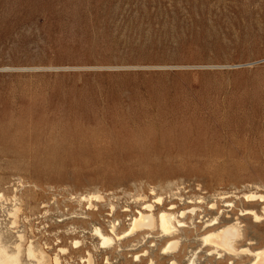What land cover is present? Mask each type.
<instances>
[{"label":"rangeland","instance_id":"rangeland-1","mask_svg":"<svg viewBox=\"0 0 264 264\" xmlns=\"http://www.w3.org/2000/svg\"><path fill=\"white\" fill-rule=\"evenodd\" d=\"M259 194L264 0H0V242L20 264L30 243L43 264H249L199 237L237 218L236 248L263 249L264 220L239 215ZM159 197L200 208L175 252L159 230L100 246L95 227Z\"/></svg>","mask_w":264,"mask_h":264},{"label":"bare ground","instance_id":"bare-ground-1","mask_svg":"<svg viewBox=\"0 0 264 264\" xmlns=\"http://www.w3.org/2000/svg\"><path fill=\"white\" fill-rule=\"evenodd\" d=\"M254 194H246L248 199L254 198ZM260 198H264V195H256ZM102 196L97 194L92 195H82L79 201L86 202L88 209H93L95 206L92 203L93 200H101ZM158 203L162 204L160 208L155 209L152 203L144 202L142 207L139 210H136L134 214L131 215L128 228L121 232H117V227L119 225V219L115 218L109 223L108 231H104L100 227L94 228V234L99 239V244L101 247H110L115 246L116 240H123L126 237H132L137 235L139 232L143 233V236H148L154 230H159L161 235L165 238V246L162 248V253L166 252H175L177 250L178 244L180 242L179 232L180 230H188L193 228L194 221L190 223L185 221L184 218L189 220H195V217L198 215V207L183 208L180 210H175V205L173 203L168 204L166 208L162 203V199L159 197L156 200ZM200 202V201H198ZM210 209L216 208L215 203L209 204ZM123 212L129 211L128 207L122 209ZM117 211L113 204H110V211L107 213L108 216H116ZM240 216L249 215L254 222H260L264 220V204L262 206L261 214H258L252 209H244L240 212ZM88 217V216H87ZM84 218H86L84 216ZM89 218V217H88ZM228 219V218H227ZM230 219V218H229ZM226 220V219H225ZM225 220L222 219V222L218 221V218L215 217L211 220L203 222V232L200 234V241L204 248H206L207 256L217 255L218 258L223 255L235 256L238 254L252 256L249 264H264V248L252 251L249 248H236V242L240 238V230L237 218L234 219L231 224H224ZM186 228V229H185ZM20 240L22 235H19ZM127 241H132V238L127 239ZM74 245H78L79 241L75 240ZM3 244V242H2ZM0 242V264H20V256L22 252L21 244L18 243L14 246V251L8 252L6 245H2ZM28 245V244H27ZM33 244L26 246V253L29 259H34L37 261V264H43L45 262V253L43 250L34 249ZM8 248V247H7ZM61 252H65V248H60ZM240 256V255H239ZM137 258V256H135ZM108 260V258H106ZM233 260V259H232ZM169 264H178L177 261L172 258L169 260ZM22 262V261H21ZM54 262L59 263V258L57 255L54 256ZM86 264H93L91 255L88 253L86 258ZM149 263L152 264L153 260H149ZM230 264L233 262H229ZM189 264H193L192 261Z\"/></svg>","mask_w":264,"mask_h":264}]
</instances>
